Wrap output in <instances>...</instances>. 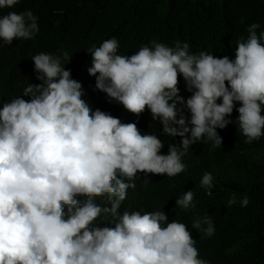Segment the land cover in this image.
I'll return each instance as SVG.
<instances>
[{
  "label": "clouds",
  "instance_id": "clouds-1",
  "mask_svg": "<svg viewBox=\"0 0 264 264\" xmlns=\"http://www.w3.org/2000/svg\"><path fill=\"white\" fill-rule=\"evenodd\" d=\"M20 2L0 0V9ZM259 28L251 24L247 39L237 41L234 60L190 54L189 44L179 41L118 54L113 37L88 49L83 73L67 51L40 43L31 59L36 81L22 96L0 98V264H216L232 258L225 244L215 261L206 251L219 223L229 224L235 193L228 204H215L195 200L190 190L162 209L178 217L199 211L216 217L188 223L137 209L136 193L142 184L172 182L185 172L192 145L220 148L217 129L228 126L246 144L264 137ZM40 30L30 10L0 12V47L35 41ZM90 76L109 103L138 118L150 112L161 125L157 132L143 134L136 123L93 110L85 90ZM167 137H179L180 145L168 144ZM212 181L210 173L203 175L206 195H212ZM248 204L243 196L241 207Z\"/></svg>",
  "mask_w": 264,
  "mask_h": 264
},
{
  "label": "trees",
  "instance_id": "trees-1",
  "mask_svg": "<svg viewBox=\"0 0 264 264\" xmlns=\"http://www.w3.org/2000/svg\"><path fill=\"white\" fill-rule=\"evenodd\" d=\"M26 10L38 17L40 34L35 41L33 38L19 41L14 47H0V98L22 96L23 88L36 81L31 59L40 43L43 47L67 51L72 64L76 63L83 73V69L89 68L88 49L113 37L120 45L118 54H134L152 42L172 47L179 41L189 44L190 54L206 51L218 58L228 56L234 60L237 41L247 39L251 24L260 25L258 34L264 31V0H21L14 8L0 12ZM90 77L91 87L85 86V90L89 92L87 99L93 110L100 109L124 123H136L143 134L157 132L161 125L152 120L150 112L146 110L138 118L122 105L109 103L106 94L95 89V77ZM179 78L187 99L191 93L186 90L182 76ZM184 115L190 118L187 111ZM227 130L228 126L217 129L222 138L220 148H213L210 142L192 145L187 154L191 156L185 162L186 171L173 177L172 182L142 184L136 193V208L164 211L169 222L176 218L188 223L209 215L215 221L216 217L208 211L178 217L177 211L162 209L190 190L195 200L216 199L215 204L218 201L228 204L235 193L230 222L224 228L219 223L215 236L207 241L206 252L215 261L219 256L217 249L225 244L232 249L229 254L232 258L216 264H264V137L246 144L243 135L238 138ZM166 141L180 145L179 137H167ZM205 173L213 177L212 195H206L201 187ZM243 196L249 199L247 207H241Z\"/></svg>",
  "mask_w": 264,
  "mask_h": 264
},
{
  "label": "bare ground",
  "instance_id": "bare-ground-1",
  "mask_svg": "<svg viewBox=\"0 0 264 264\" xmlns=\"http://www.w3.org/2000/svg\"><path fill=\"white\" fill-rule=\"evenodd\" d=\"M219 16H220V13H219ZM212 25H213V23H212ZM230 35V34H229ZM119 178V177H118Z\"/></svg>",
  "mask_w": 264,
  "mask_h": 264
}]
</instances>
